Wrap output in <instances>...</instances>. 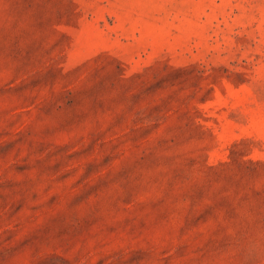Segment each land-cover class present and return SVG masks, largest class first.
I'll return each instance as SVG.
<instances>
[{"label": "rangeland", "instance_id": "obj_1", "mask_svg": "<svg viewBox=\"0 0 264 264\" xmlns=\"http://www.w3.org/2000/svg\"><path fill=\"white\" fill-rule=\"evenodd\" d=\"M0 264H264V0H0Z\"/></svg>", "mask_w": 264, "mask_h": 264}]
</instances>
